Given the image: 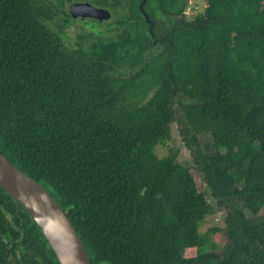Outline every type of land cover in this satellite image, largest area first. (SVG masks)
Wrapping results in <instances>:
<instances>
[{"label":"trees","instance_id":"1","mask_svg":"<svg viewBox=\"0 0 264 264\" xmlns=\"http://www.w3.org/2000/svg\"><path fill=\"white\" fill-rule=\"evenodd\" d=\"M187 1L147 0V21L143 0H0V151L57 200L92 264H264V0H189L206 5L192 20ZM75 2L110 10V36L70 43ZM178 96L226 211L221 252L194 176L156 152ZM0 264H60L1 186Z\"/></svg>","mask_w":264,"mask_h":264},{"label":"water","instance_id":"2","mask_svg":"<svg viewBox=\"0 0 264 264\" xmlns=\"http://www.w3.org/2000/svg\"><path fill=\"white\" fill-rule=\"evenodd\" d=\"M141 9L149 21V15ZM190 1L186 7L188 12ZM69 13L74 19H94L100 23L112 18L110 10L89 2H75ZM0 186L22 206L39 226L60 264H92L79 234L57 200L39 182L18 168L0 151Z\"/></svg>","mask_w":264,"mask_h":264},{"label":"rangeland","instance_id":"3","mask_svg":"<svg viewBox=\"0 0 264 264\" xmlns=\"http://www.w3.org/2000/svg\"><path fill=\"white\" fill-rule=\"evenodd\" d=\"M189 3V0L187 1ZM205 2L203 1H191L189 5L188 12H186V18L192 20L197 14H202L205 12ZM94 19H86L80 20V18L75 19L74 22L67 28V39L73 45H77V39L79 35H84L89 37L91 34H103L106 36H110V26H100L101 23H97V20ZM111 20V19H110ZM108 20V21H110ZM58 22L63 24L61 19H58ZM82 41V39H81ZM190 102L183 96H178L174 102V110L176 113V121L171 125V134L170 140L166 145H160L157 147V154L159 157H166L171 154L176 155V161L182 165H184L190 173L194 176L198 189L206 196L210 205L212 206V212H210L205 220L202 222L200 227L201 233L207 232L209 229L216 228L217 233L214 235V241L219 243L218 252H221L224 249L226 244L225 238V219H226V211L224 209H220L216 205V200L212 197L211 191L206 184L204 175L200 172L198 167L193 161L192 150L189 149L185 142L184 137L181 133L182 129H184L187 124L184 117V113L182 111V105ZM199 139L201 146H205L206 144H211V137L209 134H199ZM248 217H253L247 210H245ZM264 214V209L261 211L260 215ZM188 255H191L188 252Z\"/></svg>","mask_w":264,"mask_h":264},{"label":"flooded vegetation","instance_id":"4","mask_svg":"<svg viewBox=\"0 0 264 264\" xmlns=\"http://www.w3.org/2000/svg\"><path fill=\"white\" fill-rule=\"evenodd\" d=\"M80 20H82V19H80ZM103 23V22H102Z\"/></svg>","mask_w":264,"mask_h":264}]
</instances>
